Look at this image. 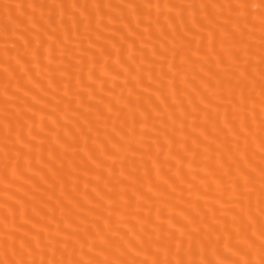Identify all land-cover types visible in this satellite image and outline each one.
I'll list each match as a JSON object with an SVG mask.
<instances>
[{
    "label": "bare ground",
    "instance_id": "obj_1",
    "mask_svg": "<svg viewBox=\"0 0 264 264\" xmlns=\"http://www.w3.org/2000/svg\"><path fill=\"white\" fill-rule=\"evenodd\" d=\"M0 264H264V0H0Z\"/></svg>",
    "mask_w": 264,
    "mask_h": 264
}]
</instances>
